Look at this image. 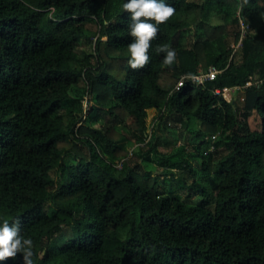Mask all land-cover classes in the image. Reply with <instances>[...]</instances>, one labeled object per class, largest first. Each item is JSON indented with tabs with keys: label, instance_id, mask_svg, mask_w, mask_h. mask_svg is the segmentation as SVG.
I'll list each match as a JSON object with an SVG mask.
<instances>
[{
	"label": "trees",
	"instance_id": "16d2710c",
	"mask_svg": "<svg viewBox=\"0 0 264 264\" xmlns=\"http://www.w3.org/2000/svg\"><path fill=\"white\" fill-rule=\"evenodd\" d=\"M0 264H264V0H0Z\"/></svg>",
	"mask_w": 264,
	"mask_h": 264
},
{
	"label": "rangeland",
	"instance_id": "374dc122",
	"mask_svg": "<svg viewBox=\"0 0 264 264\" xmlns=\"http://www.w3.org/2000/svg\"><path fill=\"white\" fill-rule=\"evenodd\" d=\"M231 21V20H230ZM214 23H220L221 20L218 18L213 19ZM255 25L258 26L259 25V20L255 21ZM248 28V27H247ZM191 42L190 38L186 37V39L183 40L182 44L183 45H189ZM81 85H83V83H81ZM228 97H235L237 95V92L234 89H231L230 91H228L227 93ZM85 107H88V100H87V96L86 99L84 101ZM155 114V113H154ZM152 114V115H154ZM157 132L158 137L160 139V150L163 152H167V153H178V150L181 149V147L184 144H187L185 139L188 136H181V132L180 129L178 128H165L163 126V124L160 121H156V123L154 125H151L148 128V133L154 134V132ZM150 139L147 138V140ZM145 145V144H143ZM189 144H187V147L189 148ZM125 147L126 149L129 151L130 153V157L132 156V153L134 152L135 149H137V145L134 144L133 142H129L126 141L125 142ZM147 147V146H146ZM177 156V155H176ZM122 162H124L123 160H118L117 161V167L118 169H121L120 167H122ZM55 176V175H54Z\"/></svg>",
	"mask_w": 264,
	"mask_h": 264
},
{
	"label": "built area",
	"instance_id": "2783aa9c",
	"mask_svg": "<svg viewBox=\"0 0 264 264\" xmlns=\"http://www.w3.org/2000/svg\"><path fill=\"white\" fill-rule=\"evenodd\" d=\"M247 27H249V25L242 23V28L244 31L246 29H248ZM221 72H222V70H219L217 67L212 66L207 71H203L197 75H193L191 77L183 76L179 80L177 87L180 88V87L184 86L187 78L192 79L194 82H196L200 85H204L207 81L214 80L217 77V75L220 74ZM231 89L237 90V89H239V87H236V88H228V87L218 88L216 90V93L224 95L226 97V99L231 101L233 97L230 98L227 95L228 91H230Z\"/></svg>",
	"mask_w": 264,
	"mask_h": 264
},
{
	"label": "clouds",
	"instance_id": "9594fccd",
	"mask_svg": "<svg viewBox=\"0 0 264 264\" xmlns=\"http://www.w3.org/2000/svg\"><path fill=\"white\" fill-rule=\"evenodd\" d=\"M235 91H236V90H235ZM233 98H234V97H233ZM233 98H232V99H233Z\"/></svg>",
	"mask_w": 264,
	"mask_h": 264
}]
</instances>
